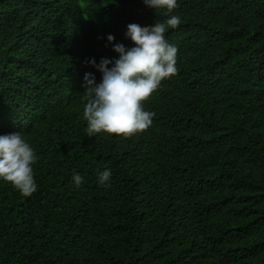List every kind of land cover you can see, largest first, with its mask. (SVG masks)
<instances>
[{"label": "trees", "instance_id": "trees-1", "mask_svg": "<svg viewBox=\"0 0 264 264\" xmlns=\"http://www.w3.org/2000/svg\"><path fill=\"white\" fill-rule=\"evenodd\" d=\"M177 3L178 72L144 103L151 127L89 138L90 61L119 58L107 36L133 47L127 25L166 10L0 0V135L38 157L32 196L0 179V264H264V0Z\"/></svg>", "mask_w": 264, "mask_h": 264}, {"label": "clouds", "instance_id": "clouds-1", "mask_svg": "<svg viewBox=\"0 0 264 264\" xmlns=\"http://www.w3.org/2000/svg\"><path fill=\"white\" fill-rule=\"evenodd\" d=\"M143 3L156 12L166 10L167 18L150 26L128 24L125 37L133 42V47L113 43L115 37L109 34L107 40L119 58H102L99 64L95 59L90 61L102 73V81L97 83L93 73L84 76L83 119L87 121L85 131L89 138L100 133L132 138L146 132L155 113L146 111L144 103L163 80L178 72V49L165 38L169 29H177L182 22L180 16L172 14L179 7L177 0H143ZM37 159L20 132L0 135V179L11 184L23 197L37 191L32 167ZM110 179L111 169L98 173L97 182L101 187H111ZM72 180L77 188L84 182L78 172Z\"/></svg>", "mask_w": 264, "mask_h": 264}]
</instances>
